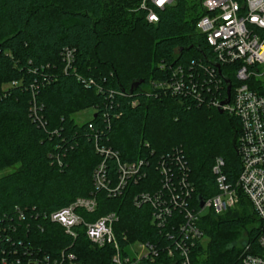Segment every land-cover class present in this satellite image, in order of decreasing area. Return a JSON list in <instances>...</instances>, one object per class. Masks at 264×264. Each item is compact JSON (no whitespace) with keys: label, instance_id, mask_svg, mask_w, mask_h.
Returning <instances> with one entry per match:
<instances>
[{"label":"trees","instance_id":"obj_1","mask_svg":"<svg viewBox=\"0 0 264 264\" xmlns=\"http://www.w3.org/2000/svg\"><path fill=\"white\" fill-rule=\"evenodd\" d=\"M140 1L0 0V170H8L0 176V256L64 251L80 264H110L111 245L96 247L84 232L71 236L50 214L78 197H95L89 218L116 212L122 245L123 233L133 242L153 240L162 237L153 207L137 205L135 197L163 190L164 158L177 171L169 156H183L195 201L218 192V157L229 182L240 174L239 119L160 87L178 64L207 65L203 55L213 57L197 29L202 0H177L159 10L156 23L146 20ZM65 47L75 49L68 69ZM78 75L92 79L91 87ZM89 107L91 117L77 122L76 113ZM99 147L122 162L144 160L146 175L109 195L95 171L104 161L114 184L118 162ZM200 226L209 242L199 245L197 264H235L244 249L230 245L236 236L245 228L255 244L264 233V219L244 194L227 212L203 215Z\"/></svg>","mask_w":264,"mask_h":264},{"label":"built area","instance_id":"obj_2","mask_svg":"<svg viewBox=\"0 0 264 264\" xmlns=\"http://www.w3.org/2000/svg\"><path fill=\"white\" fill-rule=\"evenodd\" d=\"M177 0H141L139 9L145 12L150 23L159 21V10L169 8ZM205 13L197 21V29L205 37L213 57L207 65L192 61L188 66L178 64L171 76L160 87L171 94L192 95L197 104L207 103L236 116L241 123L238 151L242 169L235 181L229 182L222 171L224 160L216 159L213 171L216 174L218 192L194 200V186L188 179V167L183 156L176 151L169 161L178 167L173 170L164 158L160 169L163 174V190L144 192L135 197L137 205L151 204V218L161 236L153 240L131 241L123 233L122 245L115 230L118 221L116 212H109L97 219H90L97 209L95 197H78L68 206L50 214L51 220L59 223L73 237L84 232L96 247L111 245L113 253L110 264H197L195 253L205 237L200 221L203 210L209 208L215 214H223L235 207L241 194L252 203L257 216L264 219V0H202ZM66 69L75 62V49L65 47L62 52ZM219 64V67L215 66ZM225 65V72H222ZM234 77L235 82H233ZM87 86L92 79L78 75ZM231 82L229 102L227 84ZM105 155L117 158L118 179L112 183L103 161L95 171L99 188L111 196L122 193L130 180L146 175L144 160L122 162L117 152L104 151ZM196 203V204H194ZM22 218V214H20ZM137 243L138 248L133 244ZM166 257V259H164ZM2 264H80L76 255H51L39 250H13L10 256L1 255ZM235 264H264V233L257 241L249 243Z\"/></svg>","mask_w":264,"mask_h":264},{"label":"rangeland","instance_id":"obj_3","mask_svg":"<svg viewBox=\"0 0 264 264\" xmlns=\"http://www.w3.org/2000/svg\"><path fill=\"white\" fill-rule=\"evenodd\" d=\"M84 85L86 86V84H84ZM94 86L97 87V85H94ZM89 87H91V86H89ZM93 113H94L93 107L85 108V109H82V110H80L79 112L76 113L75 119H76L77 122L82 123V122L87 121L91 117V115ZM7 171L8 170H5V169L4 170H0V176L6 174ZM209 212H210L209 208H205L203 210L204 215L209 213ZM246 231L247 230L244 228L240 232V234L238 236H236V238L233 240V242L230 243V245L233 244V245H236L237 247L245 248L249 244L248 236H247V232ZM208 242H209V238L207 236H205L203 238V246L207 247ZM133 247L134 248H138V244L137 243L133 244Z\"/></svg>","mask_w":264,"mask_h":264},{"label":"water","instance_id":"obj_4","mask_svg":"<svg viewBox=\"0 0 264 264\" xmlns=\"http://www.w3.org/2000/svg\"><path fill=\"white\" fill-rule=\"evenodd\" d=\"M199 50L201 51V49H199ZM203 56H204V58H205V60H206L207 62H211V59H210V58H208L206 55H203ZM215 66L219 67V64H218V63H215ZM225 81H226V84H227V94H228V96H227V98L222 102V104H226V103L229 102V99H230V92H231V82H230V80H229L228 78H225ZM142 82H143V80H141V81H139V82H135V84H133V85L131 86V91L134 90L135 87H138ZM219 111H220L221 113L224 112L223 109H219ZM199 199H200V205L202 206V205L204 204V199L201 198V197H199Z\"/></svg>","mask_w":264,"mask_h":264},{"label":"snow or ice","instance_id":"obj_5","mask_svg":"<svg viewBox=\"0 0 264 264\" xmlns=\"http://www.w3.org/2000/svg\"><path fill=\"white\" fill-rule=\"evenodd\" d=\"M160 3H164V0H160Z\"/></svg>","mask_w":264,"mask_h":264}]
</instances>
